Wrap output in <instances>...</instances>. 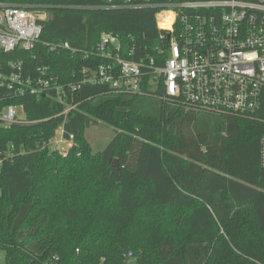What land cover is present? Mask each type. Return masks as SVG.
I'll return each mask as SVG.
<instances>
[{
    "label": "trees",
    "instance_id": "16d2710c",
    "mask_svg": "<svg viewBox=\"0 0 264 264\" xmlns=\"http://www.w3.org/2000/svg\"><path fill=\"white\" fill-rule=\"evenodd\" d=\"M0 2L47 14L31 50L0 52V73L34 78L48 67L59 87L38 96L0 88V109L21 105L24 115L0 123L2 264H264V94L242 117L192 109L144 82L136 93L82 82L83 68L104 61V33L125 58L164 49L157 9ZM100 121L116 134L94 152L85 133ZM60 128L65 155L50 147Z\"/></svg>",
    "mask_w": 264,
    "mask_h": 264
},
{
    "label": "built area",
    "instance_id": "2783aa9c",
    "mask_svg": "<svg viewBox=\"0 0 264 264\" xmlns=\"http://www.w3.org/2000/svg\"><path fill=\"white\" fill-rule=\"evenodd\" d=\"M105 7L156 8L159 38L168 42L148 60L125 58L116 36L104 33L97 46L104 61L95 68L81 70L82 82L108 85L117 92H140L141 83L159 90L192 109L251 116L262 106L264 94V0H108ZM45 9L0 2V52L15 48L29 51L40 39ZM62 48H69L64 43ZM19 69V68H18ZM19 94L58 91L48 67L37 69L34 78L21 73H0V88ZM22 85L29 87L23 89ZM21 105L8 104L0 109L3 127L23 121L17 116ZM70 108H66V113ZM24 117V115H23ZM61 129V128H60ZM71 141H51L56 148ZM259 164L264 168V134L259 140ZM128 259L132 253H126ZM56 259V257H55ZM42 264H48L46 262ZM132 264V263H131Z\"/></svg>",
    "mask_w": 264,
    "mask_h": 264
},
{
    "label": "rangeland",
    "instance_id": "374dc122",
    "mask_svg": "<svg viewBox=\"0 0 264 264\" xmlns=\"http://www.w3.org/2000/svg\"><path fill=\"white\" fill-rule=\"evenodd\" d=\"M17 116L22 119L23 112L20 108H16ZM116 132L114 128L111 126L103 123L98 122L97 124L90 126L86 130V138L91 144L92 150L95 151H104L107 149L109 144L111 143L113 137L115 136ZM61 139V129H58L55 134V140ZM57 149L63 150L67 148L66 142H59V144L56 146ZM4 254L3 251L0 250V263H3ZM132 264H134L132 262Z\"/></svg>",
    "mask_w": 264,
    "mask_h": 264
},
{
    "label": "water",
    "instance_id": "95a60500",
    "mask_svg": "<svg viewBox=\"0 0 264 264\" xmlns=\"http://www.w3.org/2000/svg\"><path fill=\"white\" fill-rule=\"evenodd\" d=\"M113 164L117 167V160H114Z\"/></svg>",
    "mask_w": 264,
    "mask_h": 264
}]
</instances>
